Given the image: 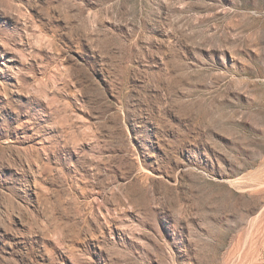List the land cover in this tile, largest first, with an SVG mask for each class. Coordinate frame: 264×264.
<instances>
[{
  "label": "rangeland",
  "instance_id": "374dc122",
  "mask_svg": "<svg viewBox=\"0 0 264 264\" xmlns=\"http://www.w3.org/2000/svg\"><path fill=\"white\" fill-rule=\"evenodd\" d=\"M0 264H264V0H0Z\"/></svg>",
  "mask_w": 264,
  "mask_h": 264
}]
</instances>
